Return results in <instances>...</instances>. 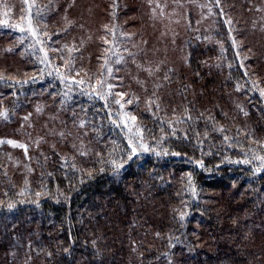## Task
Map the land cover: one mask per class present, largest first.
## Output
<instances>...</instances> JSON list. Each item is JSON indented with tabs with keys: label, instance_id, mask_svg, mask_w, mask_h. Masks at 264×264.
Returning <instances> with one entry per match:
<instances>
[{
	"label": "trees",
	"instance_id": "1",
	"mask_svg": "<svg viewBox=\"0 0 264 264\" xmlns=\"http://www.w3.org/2000/svg\"><path fill=\"white\" fill-rule=\"evenodd\" d=\"M70 1L16 8L34 38L0 22V264H264V33L252 27L264 0H209L212 38L190 18L177 50L167 48L175 68L130 104L99 98L105 75H73L62 46L91 20L106 24L104 40L119 3ZM127 1L120 16L151 34ZM151 35L159 57L165 47ZM128 108L135 138L122 122ZM14 189L29 203L3 207Z\"/></svg>",
	"mask_w": 264,
	"mask_h": 264
},
{
	"label": "rangeland",
	"instance_id": "2",
	"mask_svg": "<svg viewBox=\"0 0 264 264\" xmlns=\"http://www.w3.org/2000/svg\"><path fill=\"white\" fill-rule=\"evenodd\" d=\"M212 1L218 9L216 0ZM70 2L75 3L74 0ZM137 2L141 5L143 16L150 21L151 34H155L157 41L163 42L165 49L176 48V39L184 33L189 25L190 18L193 20V28L198 36L207 38L213 36L214 14L213 6L209 4V0H137ZM117 3H119V7L114 12L113 25L107 27L105 34H103L104 40L101 37L104 27H106L105 23L91 20L89 22H79L80 24L75 27V25H72V20L65 19V25H72L75 33L73 39L71 35L62 46L65 47L64 52L70 58L69 65L73 69L71 71L73 75L81 76L78 77L80 79H86L90 76L95 81L105 75L103 89L106 93L109 91L112 93L110 96H113L114 101L120 100L122 104V101L126 100L128 96L131 97L134 103L138 96H141L147 90L155 89L154 85L157 84L156 88L159 86L161 69L173 70L175 65L171 60L170 53H168L170 50L165 51L164 49V53L159 57L153 56L148 51L149 44L152 42L150 40L152 35L145 34V30L143 33L138 26L136 28L131 27L127 20L129 18L124 15L120 16V12L129 9L127 0H117ZM44 4L47 5L46 9L49 10L51 5L57 6L60 3L59 0H0V22L3 27L24 31L30 25V19L29 17L21 18V16L16 15V8L20 5L26 9L25 15H29L31 12L34 13L44 7ZM225 19L226 22L229 21L228 15L225 16ZM252 27L264 33V10L252 18ZM155 31H157V34ZM23 36L24 34L21 33L19 38L22 39ZM100 39L101 43L99 44L103 50V56L106 57L102 56L98 61H95L90 55L92 51L97 52L94 47ZM127 54V58L130 60H124V56ZM138 54L143 57L141 63L135 60ZM184 61L185 57L182 52V64ZM108 68H111L110 74L107 72ZM139 68H141L147 79L140 80L134 74V72L137 73ZM76 72H79V75H76ZM149 79L151 82L147 84ZM107 84L113 85L111 90L107 88ZM116 93L125 95L121 99L120 96L115 95ZM122 114V122L126 133L135 138L136 129L134 121L131 119L133 116L131 110L129 108L125 111L122 110ZM23 132L25 133V131ZM14 143L18 144L17 142ZM78 151L87 153L86 144H81ZM10 182L13 183L11 180ZM14 190L13 193L16 194V189ZM23 202L29 203L26 200H21L19 194H16V196H10L2 206L9 207V205H12L13 208Z\"/></svg>",
	"mask_w": 264,
	"mask_h": 264
},
{
	"label": "snow or ice",
	"instance_id": "3",
	"mask_svg": "<svg viewBox=\"0 0 264 264\" xmlns=\"http://www.w3.org/2000/svg\"><path fill=\"white\" fill-rule=\"evenodd\" d=\"M216 2H217V5H218V4H219V0H216ZM33 18H34V17H33ZM229 23H230V21H229ZM22 30H23V29H22ZM28 31H29L32 35H34V36L37 35L36 30L31 26V24H30L29 27H28ZM37 42H39V41H37ZM105 42L107 43V41H105ZM69 71L71 72V71H73V69L70 68ZM149 71H151V70H149ZM107 72L110 74V73H111V68H108V69H107ZM76 75H79V72H76ZM78 83H83V81H79ZM97 84L100 85L101 88H103V87L105 86V81H103V80L97 81ZM106 86H107V88H108L109 90H111V88L113 87V85H111V84H107ZM98 94H99V98H101V99H106V97H107L108 95H111L112 93L109 91V92H107V93H105V92H100V93H98ZM261 94L264 95V92H262ZM115 95H118V96L121 97V99H123V96H124L125 94H123V93H116ZM114 102H115L116 104H121V101H120V100H115ZM126 103H129V104H130V103H132V101H131V100H128V101H126ZM121 107H123V105H121ZM0 115H5V116H6L5 113H0ZM131 119H132L133 121H135L136 118H135L134 116H132ZM129 130H131V129H129ZM225 139H227V137H225ZM7 143H8V144H12L14 147L18 146V147L25 148V152L27 151V149H26V147H25L24 145H16L13 141H7ZM141 147L144 148L145 151L148 150L146 145L141 144ZM135 153H136V149L133 148V149H132V154L134 155ZM80 155H86V153L82 151V152L80 153ZM173 155H178V154H177V153H173ZM129 159H131V156H129ZM259 159H261L262 161H264V157H259ZM113 163H114V162H113ZM114 166L117 167V170L119 169V167H123L122 164L119 165V166H116V165L114 164ZM100 171H103V169H100ZM87 175L89 176V178H92V172H91V171H88V172H87ZM189 183L191 184V178H190V177H189ZM9 207L11 208L12 205H9ZM183 218H184V214L181 215V219H182V220H183Z\"/></svg>",
	"mask_w": 264,
	"mask_h": 264
}]
</instances>
